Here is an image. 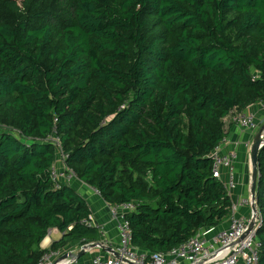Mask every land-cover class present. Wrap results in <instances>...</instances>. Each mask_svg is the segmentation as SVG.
I'll list each match as a JSON object with an SVG mask.
<instances>
[{"label":"trees","instance_id":"16d2710c","mask_svg":"<svg viewBox=\"0 0 264 264\" xmlns=\"http://www.w3.org/2000/svg\"><path fill=\"white\" fill-rule=\"evenodd\" d=\"M38 1L0 0V264L101 240L87 199L50 177L54 129L78 180L136 204L141 251L228 221L210 154L234 110L264 101V0ZM259 173L264 264V148Z\"/></svg>","mask_w":264,"mask_h":264},{"label":"built area","instance_id":"2783aa9c","mask_svg":"<svg viewBox=\"0 0 264 264\" xmlns=\"http://www.w3.org/2000/svg\"><path fill=\"white\" fill-rule=\"evenodd\" d=\"M253 106L244 111L234 110L228 117L232 125L245 132L258 133L264 124L262 125V122L258 120ZM257 107L264 113V101L258 102ZM49 138L57 148V158L50 170L54 186L56 189H61L65 185L72 186L77 176L66 165L67 156L56 129ZM262 138L264 139V130ZM228 142L229 139L225 136L214 148L210 158L213 161V176L223 183L231 196L232 189L236 187L235 163L238 159V152L226 151L225 147ZM245 147L250 151L252 143H247ZM224 171L227 172V181L223 179ZM94 191L101 196L98 190L94 189ZM253 203L252 196L234 200L226 228H203L169 253H147L132 245L133 232L127 215L137 208L135 203L109 205L110 215L116 223L120 239L119 247L115 250L127 261L111 254L109 257L94 256L87 264H261L262 243L257 237L258 228L261 227V214L259 211L256 214L253 211L250 216L239 214L241 208H253ZM253 219L255 220L254 229L247 234ZM84 223L88 227L100 229L93 218L91 221L85 220ZM53 230L48 236L52 235ZM63 254V251L47 253L39 264H78V260L72 258L61 260Z\"/></svg>","mask_w":264,"mask_h":264},{"label":"crops","instance_id":"0c3cea01","mask_svg":"<svg viewBox=\"0 0 264 264\" xmlns=\"http://www.w3.org/2000/svg\"><path fill=\"white\" fill-rule=\"evenodd\" d=\"M253 110L257 113L258 120L264 124V113L257 107V104L254 105ZM228 118L225 119V121ZM225 130L227 133V137L229 142L225 147L226 151L235 150L238 152V159L235 163V181L236 187L232 189L231 198L232 201L237 200L238 198H248L251 196V177H252V165H251V150L247 149L245 145L247 143H253V140L257 133H250L242 131L241 129L237 128L236 126H232L231 128H227L225 126ZM223 179L228 180L227 172L224 171ZM74 187L83 195L92 210V218L100 227L101 231V240L105 243V247H112L114 249H118L120 244L119 235L116 228L115 221L112 220L110 215L109 205L103 200V198L96 194L93 188L89 187L88 185L82 183L80 180H76L73 183ZM258 209V208H257ZM253 212V208L251 207H244L241 208L239 214L242 216H250ZM228 222L226 221L223 223L220 228H226ZM52 234H59L62 233L58 230H53ZM62 237V236H61ZM53 240L51 236H48L43 243L41 244L42 247H49L50 243ZM84 245L78 246L77 244H73L71 247L67 248L63 251L65 254L71 255H78L82 247ZM104 256L109 257L111 253H108L106 249H93L87 252L83 257L78 260V264H87L94 256ZM71 258V257H70ZM68 258V259H70ZM60 260V259H59ZM58 260V261H59ZM186 264V263H183Z\"/></svg>","mask_w":264,"mask_h":264},{"label":"water","instance_id":"95a60500","mask_svg":"<svg viewBox=\"0 0 264 264\" xmlns=\"http://www.w3.org/2000/svg\"><path fill=\"white\" fill-rule=\"evenodd\" d=\"M264 130V126L261 128V130L256 134L252 147H251V165H252V177H251V196L253 200V211L254 213H258V201H257V195H258V187H259V180H260V173H259V154L260 151L264 148V139L262 138V131ZM255 226V220L253 219L249 225L247 234L254 229ZM260 228V227H259ZM258 228V230H259ZM106 249L108 253L113 254L116 258L122 259L124 261H127L125 258L121 257L120 253L115 250L112 247H105V243L102 241L95 242V243H89L85 244L82 247L81 252L74 256L71 254H66L62 258H68L71 257L73 260H79L81 257H83L87 252L93 250V249Z\"/></svg>","mask_w":264,"mask_h":264},{"label":"rangeland","instance_id":"374dc122","mask_svg":"<svg viewBox=\"0 0 264 264\" xmlns=\"http://www.w3.org/2000/svg\"><path fill=\"white\" fill-rule=\"evenodd\" d=\"M14 1H16L17 2V4H18V6H19V8L20 9H24V1L25 0H14ZM41 1H43V7H47V5H49V3H51V0H39L38 2H41ZM51 8H54L55 9V7L52 5L51 6ZM225 126H227V128L229 127V128H231L233 125H232V123H231V120L230 119H227L226 121H225ZM61 236H62V234L61 235H59V234H52L51 235V239L53 240V241H57V240H59L60 238H61ZM43 249L44 248H46V247H42ZM68 254V253H67ZM66 255V254H65ZM63 256H64V254H63ZM62 256V257H63ZM61 257V260H64V259H68V258H70V257H68V258H62Z\"/></svg>","mask_w":264,"mask_h":264}]
</instances>
